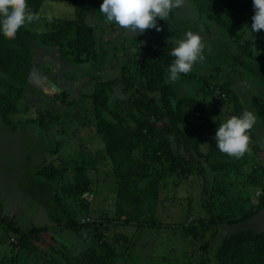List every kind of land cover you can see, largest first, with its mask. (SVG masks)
<instances>
[{"label":"trees","instance_id":"obj_1","mask_svg":"<svg viewBox=\"0 0 264 264\" xmlns=\"http://www.w3.org/2000/svg\"><path fill=\"white\" fill-rule=\"evenodd\" d=\"M45 1L67 3L74 9V20L57 22L40 18L38 13ZM101 1L27 0L28 7L37 19L22 26L14 39L0 31L1 121L15 129L17 124L11 120V117L18 115L16 122L37 123L39 132L47 137L44 130L50 129L49 118L57 116V112L70 111L73 108L74 111L71 113L73 125L68 126L72 130H66L67 126H63L61 132L77 138L79 134L75 130L78 125L84 127L86 124L96 128L95 132L99 136L97 145L102 146L105 153L101 166L102 168L110 166L113 179L116 180L115 199H121L123 196L130 197L131 205L148 211L151 221H153L152 216L156 205L161 202L160 191L164 190L166 193L170 179L175 180V185H179L181 175L197 174V183L189 184L185 190H181L186 198L195 189L199 190L198 193L204 194V187L208 182L204 171L211 172L212 180L216 181L218 178L219 180L216 184L217 189L209 181L213 189H216L215 192L211 191L210 197L219 205L216 204L214 208H208L206 211L219 210L218 216L192 219L185 228L186 233L192 237L206 238L211 228L216 229L222 224L233 226L236 228L235 231L225 237L214 252L217 264H264V231L253 230L250 225L244 226L253 217L264 215V165L259 163L254 166L249 176L251 184L261 189L257 203L253 205L249 197L241 196L240 198L239 196V201L243 198L242 204L239 205L238 202L235 205L232 204L234 196L226 194V190L223 191L221 187L224 183L223 176L228 174L230 168H239V164L244 163L247 152L240 157H232L220 152L214 140L218 125L205 134L206 122L200 115L205 102L203 95L211 97L212 105L214 104L217 108L221 107L226 110L231 107L227 113L234 112L235 115H239L246 110L244 103L233 88L232 81L229 78L219 80L218 72L224 65H238L244 75L264 86V29L254 39V49L251 48L248 39L244 43H239V48L244 51L243 56H232V59H228V54L224 56L219 54L215 58L221 62H217V65L212 68L196 73L193 67L190 73L181 74L182 78L193 81L199 89H202V97L194 96L188 91L180 93V89L167 82L166 69L174 58L170 55L171 49L163 39L153 36L156 32L155 28L147 29V32L150 31L152 34L149 39L142 34L135 35V37L128 35L121 43L120 50L124 53L125 59L127 58L122 65V73L124 69L129 70L125 64L128 60V62L132 61L133 74L131 71L128 77L125 76L122 79L98 80L99 74L93 70L98 69L97 63L102 58L94 50L97 40L89 21L94 23L95 20L104 18L99 10ZM212 3L220 8L221 12H233L231 18L224 19L221 15L215 18L220 25L229 27L241 24L235 12L239 14L247 9L253 10L252 0L247 3L246 0H212ZM113 48L118 50V48ZM130 50L140 51L141 56L132 60L129 57ZM205 60L206 58L203 62ZM62 61L68 63L69 71L59 68L58 63ZM203 62L201 65L204 68L206 64L209 67L208 63H211L210 60ZM76 73L77 76L81 73V77L86 78L87 82L77 91L74 98H70L68 87L59 86L57 79L59 75L73 79L72 75ZM34 85L43 88V91L37 89L36 93H44L45 98L43 101L40 99L39 103L27 105L23 97L27 92L34 90ZM116 88L132 99V107L126 110L127 116H122L119 110L123 109L128 98L122 102L117 99H113V102L110 100V94L113 95ZM24 104L27 106L22 116L18 111ZM82 110L85 115L84 119L77 116V113H81ZM254 112L259 121L261 120L264 124V98L259 101L255 100ZM76 120L79 123H76ZM79 141L82 149L85 150L87 148L85 140L84 143L80 139ZM92 143L94 145V140ZM249 144L256 153L260 151V146L264 145V142L252 136ZM204 147H206L205 151ZM136 152H140V157L147 159L146 164H136L134 160L138 157L134 155ZM59 165L62 169H58L53 162H48V164L41 162V165L36 167L35 177L50 184L54 205L62 204L61 199L64 195H69V197L73 195L79 201V206L86 209L87 206L82 201L89 197L84 195L88 192L91 195L90 192L94 191L91 189V180L85 166L82 164L78 167L72 181L75 185L72 184V187L70 186L72 191H69L58 179L60 175H64L65 161ZM156 165L159 170L156 175H147L143 171L145 166L150 173ZM178 190L179 188L176 191ZM89 199L92 200V197ZM0 205V215L4 220L7 217L3 214L1 201ZM62 209L66 213L64 216L59 217L56 212L50 211L49 220L57 224L64 223V226L77 233L80 240L89 244V248L81 252L80 261L67 262V264H116V252L105 240V233L99 231L95 223L84 222V219L88 220L87 216L81 221L87 223L84 226L91 230L84 232L78 221L79 214L66 212L69 209L67 205ZM115 214L120 221L123 212L115 208ZM134 219L131 213L126 215L128 223ZM106 220L109 221V219ZM9 226L18 237L16 248L19 252L36 249V242L40 240V236L51 229V227L48 228L49 225H31V228L23 231L12 223H9ZM212 239L213 236L204 242L202 249L205 256L201 257L197 264H208L210 257L208 256V259L207 254H211ZM248 246L252 248L251 253L249 250L246 251ZM62 250L58 248L57 253H61ZM243 254L245 257H240ZM48 255L41 254L43 261L38 264H63ZM65 260L67 261L66 258Z\"/></svg>","mask_w":264,"mask_h":264},{"label":"rangeland","instance_id":"obj_2","mask_svg":"<svg viewBox=\"0 0 264 264\" xmlns=\"http://www.w3.org/2000/svg\"><path fill=\"white\" fill-rule=\"evenodd\" d=\"M249 1L251 0H246V3ZM232 13V11L221 12L220 8L213 5L212 0H184V3L179 8L174 9L172 14L170 13L168 21L157 19V24L161 30L156 31L153 36L163 39L171 49L173 46L171 41L182 38L186 31L199 32L205 43V62L207 60L211 61V63H208L209 67L206 64L205 68L201 65L204 60L194 65L195 72L201 73L206 68L210 69L212 66L217 65L220 60L215 57L219 54L221 56L228 54V59H232V56H243L244 51L239 48V43H244L246 39L249 40L251 48H255L253 41L261 30L256 33L250 30L254 9H247L244 13L241 12L239 14L235 12L237 19L241 21L240 25L229 27L228 25H220L215 20L218 15H221L224 19L231 18ZM101 15L104 17L103 14ZM38 16L43 19L64 22L74 20L75 12L65 2L45 1ZM89 22L97 40L94 50L102 58L97 63L98 69L94 68L93 70V72L99 74V76L96 75L97 79H122V77H128V74L132 71V61L128 62L127 60L125 62L129 70L124 69L122 73V65L127 58L125 59L120 46L124 37L129 34H126L125 30L117 24L107 22L105 17L102 20H95V24L91 21ZM142 35L149 39L152 34L150 31L147 32L146 29ZM258 45L260 46V44ZM113 47L118 48V50ZM129 54L132 60L141 56L140 51L133 52V50H130ZM58 64L59 68L63 70H70L69 66H67L68 63L62 61ZM131 73L133 74V71ZM81 75L80 73L77 76L76 73L72 75L73 79H69L68 76L64 75L60 77L59 75L57 84L59 86H67L68 90H70L69 97L74 98L77 91L87 82V79L81 77ZM218 77L219 80L229 78L232 81L233 88L244 103L245 109L254 114L255 100L258 99L259 101L264 98V86L255 79L251 80L244 75L236 64L234 66L224 65L222 70L218 72ZM167 82L170 81L167 80ZM170 83L180 89V93L188 91L194 96L202 97V89H199L193 81L180 76L177 81ZM34 86V90L27 92L23 97L27 105L39 103L40 99L43 101L45 98L44 93H36V90L41 88L38 85ZM41 90L43 91V88ZM117 91L118 89L116 88L113 95L112 93L110 94L111 102H113V99L121 100L122 102L128 98L123 91ZM203 99L205 100L203 105L201 104L203 110L199 114L203 116V120L206 122L205 134L215 129V126L219 125V123L236 114L234 112L227 113L231 110V107L224 110V108H217L214 104L212 105L211 97L203 95ZM27 105L24 104L18 111L22 116ZM131 107L132 99L128 98L122 107L123 109L119 110V112L122 116H127L128 112L126 110ZM73 111V108H71L70 111L57 112V116H51L49 118L50 129L46 128L44 130L47 137L39 132L37 123L33 124L29 121L16 122L18 115L11 117V120L17 124L15 129L5 125L0 118V199L2 204H4L3 214L7 217V220H2V215H0V264H38V262L43 261L41 256L43 253H46V256L47 254H49L48 256H53L63 264L80 261L81 252L89 248V244L80 240L77 233L64 226V223V225L57 224L49 220L50 211L56 212L59 217L64 216L66 213L62 208H66V205L69 208L66 212L79 214L78 221L84 232L91 230L84 225L88 222H93L97 225L99 231L105 233V240L114 248L116 252L115 261L119 264H197L200 258L205 256L202 249L204 242L211 239L212 236L211 254H207V257H210L208 264H217V260L214 257L215 250L220 246L223 239L233 233L236 228L222 224L217 226L216 229L211 228L206 238L192 237L186 233L185 228L192 219L211 218L212 216L215 218L218 216L219 210L213 209L214 211L210 212L206 210L214 208L216 204L219 205L217 201L210 197L211 191L214 190L215 192L217 189L216 184H218L219 178L213 181L211 172L204 171V176L208 181L204 187V194L198 193L199 190L195 189L186 198H184L186 196L185 193L183 192V194L181 190H185L189 184L195 185L198 180L197 174L181 175L179 185H175V180L170 179L166 193L164 190L160 191L161 202L156 205L152 216L153 221H151L148 211H143L142 207L138 209L131 205L130 197L123 196L121 199H115L116 180L114 181L113 179L110 166H105L104 168L101 166L104 162L105 153L102 146L97 145L99 136L95 132L96 128L93 126L89 127L86 124H84V127L78 125L75 130L79 134L77 138L61 132L63 126H67L66 130H72L68 126L73 123L71 114ZM77 116L84 119L83 110L81 113L78 112ZM255 117L256 122L249 130L250 139L253 136L256 140L264 142V124H262L261 120L259 121L257 115ZM76 123H79V121L76 120ZM79 139L83 143L85 140L87 147L85 150L82 149ZM93 140L94 145H92ZM250 146L249 144L247 156L243 160L244 163H240L237 169L230 168L227 172L228 174L223 176L224 183H222L221 187H223V191L226 190V194L234 196V201L231 202L234 205L236 202L239 205L242 204L243 198L239 201V196L240 198L241 196L249 197L252 204L255 205L261 193L260 188H255L251 184L249 176L254 166L259 163L264 165V145H261L260 151L256 153ZM205 150L206 147H204ZM134 155L138 156L134 159L136 164H146L147 159L140 157V152H136ZM62 161H65V172L58 179L69 191H72L71 185L74 184L72 181L78 171V167L82 164L85 166L87 175L91 180V189L94 191L90 192L91 195L89 192L84 195L89 198L92 197V200L89 198L86 200L82 198L83 201L81 200L87 206L86 209L79 206V201L73 195L70 197L69 195H64L61 199L62 204L54 205L50 184L42 182L35 177L36 167L41 165V162L46 164L53 162L58 169H62L59 165L62 164ZM193 163L196 164V161L193 160ZM143 171L147 175L159 173L157 165L150 173L145 169V166ZM179 171L183 172L182 170ZM209 181L215 185L216 189H213ZM177 188H179L178 191H176ZM213 201L214 204L212 205ZM244 204L247 207V204ZM115 208L123 212L120 221L116 217ZM136 210L138 211L136 212ZM126 211L127 213L125 214ZM128 212L135 218L129 223L126 221ZM259 216L253 217L244 226L250 225L253 230L264 231V215ZM85 217L88 218V220L84 219V222L87 223L81 221ZM106 219L112 221L109 222ZM9 223L23 231H27L31 228V225H49L48 228L51 227V229H48L46 233L40 236L41 241L36 242V249L28 250V252H26L27 250L19 252V249L16 248L18 237L12 232ZM58 248L63 249L61 253H57ZM247 250H249V253L252 252L250 246L247 247ZM240 257H245V254Z\"/></svg>","mask_w":264,"mask_h":264},{"label":"clouds","instance_id":"obj_3","mask_svg":"<svg viewBox=\"0 0 264 264\" xmlns=\"http://www.w3.org/2000/svg\"><path fill=\"white\" fill-rule=\"evenodd\" d=\"M184 0H102L100 12L107 22L123 28L126 34H143L146 29L160 31L157 19L169 20L170 13L179 8ZM254 14L250 30L256 33L264 29V0H252ZM37 19L28 7L27 0H0V31L14 39L17 31ZM167 80L177 81L181 74H188L194 65L204 60L205 43L199 32L186 31L182 38L171 41ZM256 122L251 111L232 115L219 123L215 131V144L220 152L240 157L249 150V130Z\"/></svg>","mask_w":264,"mask_h":264},{"label":"crops","instance_id":"obj_4","mask_svg":"<svg viewBox=\"0 0 264 264\" xmlns=\"http://www.w3.org/2000/svg\"><path fill=\"white\" fill-rule=\"evenodd\" d=\"M0 201H1V199H0ZM2 203V202H1ZM1 206V205H0ZM2 206H3V211H4V204H2Z\"/></svg>","mask_w":264,"mask_h":264}]
</instances>
